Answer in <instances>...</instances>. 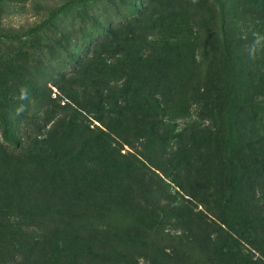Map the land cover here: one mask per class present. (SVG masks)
Returning a JSON list of instances; mask_svg holds the SVG:
<instances>
[{"label": "rangeland", "instance_id": "rangeland-1", "mask_svg": "<svg viewBox=\"0 0 264 264\" xmlns=\"http://www.w3.org/2000/svg\"><path fill=\"white\" fill-rule=\"evenodd\" d=\"M65 1L0 0V34ZM236 2L89 0L0 40V264H264V121H228L210 87L264 63V0ZM57 121L71 151L18 172L16 141Z\"/></svg>", "mask_w": 264, "mask_h": 264}, {"label": "trees", "instance_id": "trees-1", "mask_svg": "<svg viewBox=\"0 0 264 264\" xmlns=\"http://www.w3.org/2000/svg\"><path fill=\"white\" fill-rule=\"evenodd\" d=\"M87 1L89 0H67L61 3L60 5L52 8L47 13L44 19H42L40 22L33 25L32 27L27 28L22 33L14 35L0 34V40L15 41L34 35L43 28H45L51 21H53L58 15L66 11L70 6L84 3ZM239 1L240 0H237L233 11L236 12L234 13L235 15L238 14L239 16L244 17V14L246 12L245 7L243 5L244 3L241 4ZM227 14L228 12L221 10V12L219 13L220 19H224ZM235 22L237 21H234V23ZM221 23L222 26L220 28V32L221 35H224L222 20ZM236 41L237 40H235V42ZM238 47L239 46L237 43V47L234 48V50L237 52V57L239 54ZM258 58L259 57L255 56L251 52H248L246 62L247 65H245L244 59H242V57L238 58L240 60H237L236 57H234L233 62L228 59L227 64L232 66H227V73L224 72L221 78L216 79L213 82V85L210 84L211 91L216 92L215 98L219 99L220 105L223 106L224 118L225 116H227L228 121H231V119L233 121H256L259 119H261V121H264V63ZM243 67L248 70V74L243 79H240V76L238 74L241 72ZM227 91H229L230 93L231 91L235 92H232V97L229 98ZM207 97L208 99H211L212 93H209ZM234 103L237 104L236 107L235 105H232ZM231 109L232 111L229 112ZM59 125L62 126L61 128L64 131V133H62L64 135V138L56 141V147L55 142H53L54 139L50 138V133H56L57 131H53V129L55 126L57 127ZM37 127L39 131L40 125ZM73 128L74 126L71 125V123L68 121H57L52 126V132L47 131V133H44V136L46 137L44 139L38 140L34 138L28 144H24L22 141H16L14 147L18 153L16 156L17 167L20 168L18 169V172L21 173L25 171L24 168H26L29 164H32L33 166H38L40 164V158L42 154H44V152H48V150L43 146L49 144L50 141L52 142L50 143L52 151H58L59 148L60 150L64 148L68 152H70L74 143L69 139L70 134H75V132H73ZM48 140L49 142H47ZM0 218H3L1 216V213ZM5 223L10 224L11 222L5 221ZM10 228L13 229L14 226H11ZM36 244V242H33V247H35ZM45 250L48 249L46 248ZM49 251H51L50 256H54V260H57L59 262L77 263V261H74L76 255H72L71 253L63 254L62 251L51 250V248L49 249ZM84 254L85 251H83L82 256H84ZM27 255L28 254H25V256L22 258L21 264H50L48 263L49 260L46 259V253L43 251H35V257L33 255ZM79 260L81 259H78V263L80 262Z\"/></svg>", "mask_w": 264, "mask_h": 264}]
</instances>
